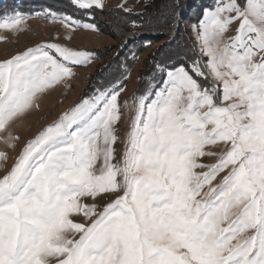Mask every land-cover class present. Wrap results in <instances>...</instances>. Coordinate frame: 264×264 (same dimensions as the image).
<instances>
[{
	"label": "snow or ice",
	"instance_id": "1",
	"mask_svg": "<svg viewBox=\"0 0 264 264\" xmlns=\"http://www.w3.org/2000/svg\"><path fill=\"white\" fill-rule=\"evenodd\" d=\"M69 3L88 16L105 7ZM38 15L66 41L98 31L70 13ZM28 19L0 16V42ZM182 23L173 11L160 35L175 41ZM190 27L131 103L118 83L22 145L17 129L42 97L95 55L57 34L0 59V264H264V0H212Z\"/></svg>",
	"mask_w": 264,
	"mask_h": 264
},
{
	"label": "rangeland",
	"instance_id": "2",
	"mask_svg": "<svg viewBox=\"0 0 264 264\" xmlns=\"http://www.w3.org/2000/svg\"><path fill=\"white\" fill-rule=\"evenodd\" d=\"M12 1L0 0V5L5 2L4 4L8 8L6 11L9 12L12 11L8 7L11 2L12 6L16 5L15 7H17L12 11L13 13L25 14L21 12V1ZM38 1L33 0L31 3ZM47 1L48 10H52L51 8L56 5L61 8L71 6L67 3L69 0H60L61 4L57 0L41 2ZM150 2L151 0H104L103 11L96 10L98 14L94 16H88L71 9V12H67L73 14L81 24L93 23L98 29V31H92L83 27L77 28L72 33L71 41L63 39L65 30L62 25L38 15L45 12L41 7L34 9L37 12L26 14L29 19L26 21L25 31L18 35L4 32V35L8 36V41L0 42V59L33 47L38 42L51 41L57 37V34H59L61 43H70L74 48L90 50L95 55L90 65L76 69L77 75L69 81L70 87L68 85L59 86L42 97L40 109L27 116L17 129V134L21 136V145L76 104L91 99L99 91H104L118 83L124 85L120 100H128L131 103L132 98L138 93L144 92L152 78L157 75L154 65L165 60L170 52L177 49V45L182 46L191 42L190 37L193 35L191 24L198 21L204 6L212 4V0H186L187 11L179 12L183 13L181 35L173 41L171 34L160 35V30L157 31L152 24L162 25V30H165L164 26L168 20V24L171 25V18L168 17L170 8L163 5L160 13L153 12L150 11L153 6V3ZM122 3H126V6L131 8L130 14L119 10V5ZM27 10L29 11V9ZM149 12L153 14L151 18L146 17V13L149 14ZM137 13L143 15L139 16ZM133 21L142 23L143 27H133ZM166 31L162 32L167 33ZM125 41L128 42L125 44ZM132 115L131 111L124 112L120 123L122 138L129 130ZM117 147L122 149L123 144H119ZM11 155L15 157L16 153ZM11 163L10 160L9 164Z\"/></svg>",
	"mask_w": 264,
	"mask_h": 264
},
{
	"label": "trees",
	"instance_id": "3",
	"mask_svg": "<svg viewBox=\"0 0 264 264\" xmlns=\"http://www.w3.org/2000/svg\"><path fill=\"white\" fill-rule=\"evenodd\" d=\"M20 1H21V4H22L21 12H23L25 14L37 12V10L35 11L34 9H38L39 7L43 8L44 11L48 10V8H47L48 1L47 2H41V1H44V0H39L40 2L38 1L36 3H31V2H33V0H29L30 2H28L27 0H20ZM25 1H27V3L24 6ZM57 1H58L59 4L62 3V1H60V0H57ZM63 2L65 3V1H63ZM4 3L0 5V15L4 14V12H6V13H13L12 11L15 10V8H17V7H15L16 5H13L12 6L11 5V2H9V4H8L9 6L8 7L10 9H12V11L10 10L8 12V11H6L8 8L5 6ZM67 3L70 4L69 2H67ZM150 3L151 4L153 3V6H154V8H153V6H151V8H150L151 10L150 11H153V12L154 11H158V13L161 12V9H162L163 5L168 6L170 8V11L168 13V17H170V18H171V14L173 13V11L178 12V13L179 12H182L183 10L184 11H187V3H186V0H179V3H180V7L179 8H176L175 7V5L177 3V0H151ZM52 6H54V5H52ZM27 9H29V11ZM51 9H52V11L57 12V13H69L67 11H70L71 12V9H74V8L72 6H69V5L67 6V8L66 7L61 8V6H59V5L57 6L56 5V6L52 7ZM95 14H98L96 10H94L91 15L94 16ZM149 14H151V15L149 16ZM149 14L146 13V17L151 18L153 14L151 12H149ZM155 15H154V18H156ZM168 23H169V20H168L167 23H165L166 24L164 26L165 27L164 28L165 30H162V27H161L162 25H158L157 23H152V24H153V28H155L157 31L160 30V32H162V31H166L167 30L166 32H168V29L170 27V24H168Z\"/></svg>",
	"mask_w": 264,
	"mask_h": 264
}]
</instances>
